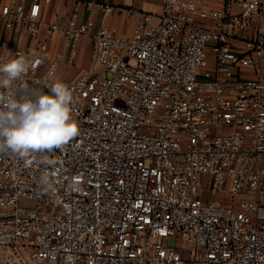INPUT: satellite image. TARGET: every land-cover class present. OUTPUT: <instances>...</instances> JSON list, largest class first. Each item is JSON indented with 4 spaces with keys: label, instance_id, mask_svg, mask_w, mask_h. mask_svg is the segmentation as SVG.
Returning a JSON list of instances; mask_svg holds the SVG:
<instances>
[{
    "label": "built area",
    "instance_id": "2783aa9c",
    "mask_svg": "<svg viewBox=\"0 0 264 264\" xmlns=\"http://www.w3.org/2000/svg\"><path fill=\"white\" fill-rule=\"evenodd\" d=\"M81 6L138 18L126 34L79 22ZM40 14L41 0H0V56L34 60L24 79L39 87L59 65L48 34L71 51L86 37L90 63L66 84L79 135L51 164L0 152V264H264V78L238 77L264 58V32L242 36L263 2L73 0L63 21Z\"/></svg>",
    "mask_w": 264,
    "mask_h": 264
},
{
    "label": "clouds",
    "instance_id": "9594fccd",
    "mask_svg": "<svg viewBox=\"0 0 264 264\" xmlns=\"http://www.w3.org/2000/svg\"><path fill=\"white\" fill-rule=\"evenodd\" d=\"M34 64L21 53L0 56V152H9L25 164L36 156L51 164L55 161L47 154L77 137L79 126L72 115V91L63 81L35 87L24 79ZM40 183L49 185V176L41 175Z\"/></svg>",
    "mask_w": 264,
    "mask_h": 264
},
{
    "label": "crops",
    "instance_id": "0c3cea01",
    "mask_svg": "<svg viewBox=\"0 0 264 264\" xmlns=\"http://www.w3.org/2000/svg\"><path fill=\"white\" fill-rule=\"evenodd\" d=\"M6 1V0H2ZM113 6H122L124 8H132L137 12L140 11H157L159 9L160 0H97ZM263 2V14L260 18L253 21L250 28L242 32L243 37H249L257 30L264 32V0ZM73 4V0H41V18L45 23H52L55 21H63L65 15L70 10ZM219 6V3L213 4ZM92 17L95 25L107 24L115 26L119 31L129 34L137 21V14H133L127 17L124 14H118L116 12H94L92 15L84 7H80L78 14V21L83 22L88 18ZM4 35V31L0 25V39ZM42 36H47L46 31H42ZM49 36V37H48ZM48 51L47 55L50 57V51L55 56L56 45L59 44L60 40L56 33L48 34ZM19 42L18 38L15 43L23 49H27L28 40L24 36L20 35ZM59 41V42H58ZM53 42V44H51ZM86 46H89L87 49ZM63 47V46H62ZM61 47V53H66L65 47ZM231 47L234 50H242L243 42L238 39L231 40ZM74 50L75 59L68 65L66 74L67 83L75 81L78 76L88 67L90 63L89 54L91 56L90 43L86 37H82L76 44ZM91 58V57H90ZM238 77L240 78H264V58H261L256 66H240L238 67Z\"/></svg>",
    "mask_w": 264,
    "mask_h": 264
},
{
    "label": "rangeland",
    "instance_id": "374dc122",
    "mask_svg": "<svg viewBox=\"0 0 264 264\" xmlns=\"http://www.w3.org/2000/svg\"><path fill=\"white\" fill-rule=\"evenodd\" d=\"M59 37V36H58ZM60 42L59 44H57L55 47V56L51 53V51L49 52L50 53V57L49 58H55L58 62H59V65H58V68H57V71H56V76H55V80L56 79H59L61 81H63L65 84H67V80H66V74H67V70H68V65L70 63H72V61L75 59V54H74V50L71 51V49H69V47L63 42V40H61L59 38ZM18 42H19V37H18ZM20 43V42H19ZM53 44V42L51 43ZM65 47L66 49V53H61V47ZM62 47V48H63ZM27 52H30L31 51V45L27 47ZM86 48L88 49L89 46H86ZM46 57H48L47 53L45 54ZM90 54H89V59H90ZM168 244L169 245H173V239L170 238L169 241H168Z\"/></svg>",
    "mask_w": 264,
    "mask_h": 264
}]
</instances>
